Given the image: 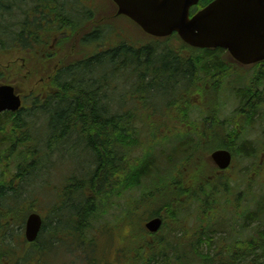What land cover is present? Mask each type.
Wrapping results in <instances>:
<instances>
[{"label":"trees","instance_id":"1","mask_svg":"<svg viewBox=\"0 0 264 264\" xmlns=\"http://www.w3.org/2000/svg\"><path fill=\"white\" fill-rule=\"evenodd\" d=\"M13 1L16 0H0L1 13L17 11L15 24L0 26V80L26 89L40 82V86H50L51 90H45L46 97L38 96L41 90L37 87L34 97L38 107L30 112L0 114V264H38L41 259L50 264L49 254L56 250L68 252L67 237L72 236L77 246L90 241L85 232L92 220L116 229L129 226L130 235L121 236V241L129 238L137 244L124 264H264L262 171L257 169L253 175V171L245 170L234 178L232 171L220 174L208 158V142L217 135L219 121L214 114L208 124L202 120L203 106L198 100L204 98L205 91L200 75L206 69L213 74L221 66L217 52L207 50L210 60L205 63L203 55H193L192 70L179 66L157 72L160 85L155 78L148 80V74L122 71L116 68L118 63L122 65V59L116 58L131 49L119 35L122 31L116 14L105 3L100 7L105 9V22L110 28L108 40L113 38L115 42L108 53L114 63L109 73L100 70V65L93 66L105 54L86 59L101 40L80 42L71 50L76 55L70 58L51 57L49 53L47 45L53 36L67 34L66 39H74L87 32L74 19L78 9L72 5L77 2L17 0L18 7L9 9ZM211 1L201 0L192 11ZM175 37L181 51H205L186 45L178 35L171 38ZM118 38L123 41L117 42ZM15 45L22 52L30 50L25 65L17 61L12 65L13 57L8 54L16 49ZM149 51L151 48L145 46L135 53ZM82 57L85 59L79 61ZM149 59L151 64L138 66L151 68L156 58ZM51 73L56 77L47 82ZM169 74L176 76L181 85L188 80L183 87L178 81L175 85L191 92L181 95L177 102H154L148 90L170 84L172 80L162 79ZM42 118L43 127L48 128L47 139L38 134L42 124L35 126ZM29 128L35 131L31 133ZM71 134L78 140L86 139L90 151L86 162L80 160L86 155L81 152L82 145L78 144L74 151L63 149L61 138L67 140ZM226 138L229 142L218 141L214 148H229L237 139ZM56 153L71 159L76 156L80 165L91 168L83 173L77 169L62 177L54 203L42 199L46 205L39 208L42 201L38 192L47 184L45 172L52 173L58 167L53 158ZM258 154L249 155L257 164ZM73 205L75 209L69 215L68 208ZM33 210L44 216L50 212V218L32 244L21 230ZM138 211L145 214L138 217ZM111 216L114 222H109ZM147 217L163 219L160 235H151L144 229ZM250 230L255 234L247 235ZM183 237L187 242L180 246L177 243ZM94 240V246L102 251L98 240ZM170 257H176L177 263ZM92 261L112 264L100 259Z\"/></svg>","mask_w":264,"mask_h":264},{"label":"flooded vegetation","instance_id":"2","mask_svg":"<svg viewBox=\"0 0 264 264\" xmlns=\"http://www.w3.org/2000/svg\"><path fill=\"white\" fill-rule=\"evenodd\" d=\"M70 1L71 3L77 2L72 5L74 9H78V11L74 13V19L80 21L79 23L84 26L85 31L87 32H84L80 38L74 39H66L67 34H64L63 37L61 35L53 36V41L51 44L47 45L51 57L61 56L62 59L73 57L76 53L71 50L76 49L80 42L83 41L84 44L86 39L101 40L97 43L94 53H92L91 56L89 54L86 59L89 60L90 58L103 56L105 54L106 57L103 59L101 58L100 61L93 62V66L96 68V66L100 65V70H105L106 72L109 71L110 73L111 69L114 68L112 67L114 66V63L112 61V57L108 55V53L110 50L114 49L115 46L113 43L115 42L113 41V38L108 40L107 32L110 28L108 27V23L105 22V10H96L95 7L92 6L93 0ZM17 7V0L13 1L11 5H9V9ZM111 13H115V9H112ZM16 19L17 11L10 14L0 12V26L7 23L15 24ZM119 35L120 37L122 36L123 40H126L123 41L118 38L117 42H126L127 49L131 50L122 51L120 56L116 58L117 60L122 59V65L118 63L116 68L126 71L127 73L132 72L141 75L148 74L150 76L157 75V70L154 66H151V68L149 66H138L140 64H145L146 62L148 64L152 63L149 59V52L138 53L139 57H136L138 55L135 53V50L144 48L145 44L131 40L128 36L123 35V32H120ZM60 40L63 41L64 45L62 44L61 47L58 48L57 52L56 49ZM15 48L16 49L12 50V52L8 54V56L13 57L11 60L12 65H14L16 61L21 63V65H25L27 58L31 54L30 50L22 52L19 50L18 46L16 47V45ZM204 50V63L209 62L210 60L206 51L212 50L213 52H217L216 54L221 65L213 74L209 73L206 69L205 71H201L200 75L205 91L204 98L201 103L204 112L202 120L205 124H208L211 120V116H213L212 114H214V117H217L219 121L216 130L217 135L213 138V140L208 142L207 148L210 150L209 155L217 150H227L231 153L232 160L228 169L220 170L216 167L215 162L210 157L208 158L220 174L232 171L235 173L234 178H236L238 175L240 176V171H253L251 174L254 175V171L259 169L262 171L261 175H264V58L252 61H241L229 49L224 47L209 48ZM22 53L26 56H21ZM179 53L189 54L186 50L179 51ZM77 57L80 56L77 54ZM82 58L83 59L79 58L78 60L81 61L85 59V57ZM103 64H106V67ZM55 77L56 76L51 73L47 76L46 81L48 82L50 79H55ZM176 81H178V79H176ZM30 84L32 85V83ZM40 84V82H37L36 84L30 86L29 89H26L25 87H23V89H21V87L16 88L17 93L22 99V108L15 112V114L19 112H30L32 109L38 107L35 106L36 96L34 97L37 92V87H40L41 90V92L36 93L38 96L46 97L47 91L45 92V90H51L50 86L45 87L40 86ZM179 84L181 85V82H179ZM30 96L33 97L27 99V97ZM4 113L13 112L5 111ZM76 118L78 117L76 116ZM62 134L66 133L63 132ZM226 137L237 138L233 143L234 150L233 146H230L229 148H214L218 141H222L223 143L229 142ZM61 139L63 141L64 150L67 149L74 151L75 147L79 144L82 145L81 152L85 151L86 153H90V151L86 148L87 142L85 138L78 140L77 136L71 134L69 139L66 140L65 137ZM89 149L91 150L92 148ZM253 152L259 153V164L253 162L252 159L249 158V155L253 154ZM237 153L239 155H237ZM48 229L50 230V228ZM156 234H158V232ZM85 264H89V262Z\"/></svg>","mask_w":264,"mask_h":264},{"label":"water","instance_id":"3","mask_svg":"<svg viewBox=\"0 0 264 264\" xmlns=\"http://www.w3.org/2000/svg\"><path fill=\"white\" fill-rule=\"evenodd\" d=\"M118 14L136 22L146 33L166 37L173 33L187 44L198 48L225 47L241 61L264 56V0H214L194 15L191 7L200 0H113ZM21 97L13 85H0V113L18 111ZM221 169L230 166L232 156L227 150L211 155ZM161 218L146 224L151 232L162 226ZM43 227V218L32 212L26 220L25 236L35 241Z\"/></svg>","mask_w":264,"mask_h":264},{"label":"rangeland","instance_id":"4","mask_svg":"<svg viewBox=\"0 0 264 264\" xmlns=\"http://www.w3.org/2000/svg\"><path fill=\"white\" fill-rule=\"evenodd\" d=\"M94 1H95L94 2L95 4H98V6H100V1L102 2L103 0H94ZM133 24L124 17L118 20L119 28L126 36L128 37L132 36L133 38H136V39L140 38L146 46H149L151 48V51H149V54H150L149 57L152 58L153 60L154 58H156L154 67L156 68L157 72L160 74L163 73L167 69H170V68L174 69V68H178L179 66L180 68H184V70H187V69L192 70L191 67L193 66L194 61H195L194 60L195 58L192 56L193 55L194 56L203 55V52L201 50H194V51H191L192 53L189 52V54H180L179 50L177 49L180 43L175 38L171 39L170 42H162L155 38L146 37L144 36V34L141 33L138 27ZM0 35L1 36L3 35L2 30H0ZM1 61L2 60L0 58V62ZM158 73L155 76H150L148 80L150 79L153 80L155 78V81L157 82L158 80V83L160 85L161 83L159 79L161 78V76ZM169 75L170 76L168 75L163 76L162 79L164 78L165 79V80L163 79L164 81L172 80L170 84H168L165 87L161 86L160 88L155 86V89L148 90L149 94L154 98V102L160 103L163 100H172L173 102L175 101L177 102L181 95H183L186 92H191V91H187L182 88H179V87H183L184 84L188 82V80L184 81L183 82L184 84L177 87L175 85L176 76H172V74H169ZM194 98L195 97L191 93L190 100L193 101ZM114 99L119 101V97L117 95L114 96ZM198 102L202 103V100H198ZM44 121H45L44 118L39 119L38 122H35V126L41 125ZM29 129L31 133L35 131L32 128H29ZM47 132H48V128L46 127V125L43 127V124H42V128L39 130L38 134L42 135L45 139H47V135H48ZM84 154H90V153H84ZM64 155L65 154H63L62 156L61 153H56L53 156V158L57 162L58 167H56L57 170L54 169L52 173L45 172V180H47V184L42 185L41 192H38L41 195V196L39 195V199L41 201L43 199V200H46V202L49 204L54 203L56 199V194L58 192V188L61 185L60 180L62 177H64L65 175H70L71 173L77 171V169L79 172L83 173L87 171V169L91 168V165H88V164L80 165V163L78 162V158L74 155L72 159L67 156L65 157ZM87 158L88 156L84 158H80V160L84 162ZM162 167H163V163H162ZM45 205L46 203L42 201L39 203L38 207L41 208L43 206L45 208ZM74 205L76 204L74 203ZM74 205L73 207L69 206L68 208L70 211L69 215L74 211L75 209ZM144 214L145 213L142 211L136 212V215L138 217H142ZM47 218H50L49 212L47 216H45V219ZM112 220H113V217L112 216L111 218L109 217V222H114ZM110 225L115 226V223H110ZM94 226H98V231H99V234L97 236L98 246L100 248H104L103 254L101 253L96 254L97 258H99L101 262L104 261L105 263H112V264L126 263L128 260L127 257L130 256L131 249L134 248L137 244V241H134L129 238H125L123 242L121 241V236H125L127 234L130 235L131 229L129 228V226H125L126 228L124 229H121V228L116 229L113 226L108 227V225H105L104 223H101V224L93 223L94 232H96V229L94 228ZM254 234L255 232L253 230H250L247 235H254ZM186 242H187V239L183 237L179 240L177 244H180V246H183L186 244ZM16 252L20 253V250L18 249L16 250ZM69 257H70L69 253H67L65 250L63 251L61 250L59 252L58 251L54 252L51 255V257L48 259V261L50 264H61L62 262H65V261L68 262ZM43 260L44 259H41V261L38 260V264H45V261ZM71 264H83V261L81 259H77V260H74Z\"/></svg>","mask_w":264,"mask_h":264}]
</instances>
